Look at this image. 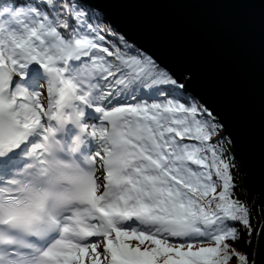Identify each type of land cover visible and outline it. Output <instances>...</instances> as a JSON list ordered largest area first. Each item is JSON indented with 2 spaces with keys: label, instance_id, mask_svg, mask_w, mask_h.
I'll return each mask as SVG.
<instances>
[{
  "label": "snow or ice",
  "instance_id": "snow-or-ice-1",
  "mask_svg": "<svg viewBox=\"0 0 264 264\" xmlns=\"http://www.w3.org/2000/svg\"><path fill=\"white\" fill-rule=\"evenodd\" d=\"M98 2L0 6V264H257L234 247L253 210L223 124L125 36L110 44ZM31 64L39 90L13 89ZM85 138L98 147L77 159Z\"/></svg>",
  "mask_w": 264,
  "mask_h": 264
},
{
  "label": "water",
  "instance_id": "water-1",
  "mask_svg": "<svg viewBox=\"0 0 264 264\" xmlns=\"http://www.w3.org/2000/svg\"><path fill=\"white\" fill-rule=\"evenodd\" d=\"M107 28L184 83L223 124L264 209V0H99ZM264 220L253 258L264 264Z\"/></svg>",
  "mask_w": 264,
  "mask_h": 264
},
{
  "label": "trees",
  "instance_id": "trees-1",
  "mask_svg": "<svg viewBox=\"0 0 264 264\" xmlns=\"http://www.w3.org/2000/svg\"><path fill=\"white\" fill-rule=\"evenodd\" d=\"M13 2L14 0H0V6L6 3H13ZM93 22L99 23L102 27H105L107 29L105 24L99 18L97 17L94 18ZM107 39L109 40L110 44L119 43L113 36H109L107 37ZM186 94L187 93L184 92L183 98L186 97ZM145 98H148V97H145ZM221 134L224 136V139L226 141L230 142L228 137L223 133V130ZM228 150H229V157L233 160V163H234L233 174L235 177V185H236L235 194L236 196L239 197L241 201L246 202L248 206L253 210L252 227L254 229V232L249 230L248 234L244 237V239L240 240L238 243H235L234 247L238 251H244L245 248H247L248 252L251 254V256H253L254 240L256 237V233L259 229V226L264 220V209L262 205L258 202L256 194H254L252 190L250 189V187L245 183V174L243 172V169L240 165L239 160L235 157L233 153V148H232L231 143L228 146ZM231 264H236V262L232 261Z\"/></svg>",
  "mask_w": 264,
  "mask_h": 264
},
{
  "label": "bare ground",
  "instance_id": "bare-ground-1",
  "mask_svg": "<svg viewBox=\"0 0 264 264\" xmlns=\"http://www.w3.org/2000/svg\"><path fill=\"white\" fill-rule=\"evenodd\" d=\"M38 69H39V67H38ZM24 73L27 74V70L25 71V69H24ZM36 77L37 78H40L41 80H37ZM45 79H46V77L44 76V74L43 73H40V71L38 72L36 69L31 74H27L26 75V81H29V82L32 81V82H34L33 87H38L41 83L44 82ZM95 118L96 117H94V116L87 117L86 118V121H87V123L92 124L93 121L95 120Z\"/></svg>",
  "mask_w": 264,
  "mask_h": 264
},
{
  "label": "rangeland",
  "instance_id": "rangeland-1",
  "mask_svg": "<svg viewBox=\"0 0 264 264\" xmlns=\"http://www.w3.org/2000/svg\"><path fill=\"white\" fill-rule=\"evenodd\" d=\"M33 65H35V64L28 65L27 68H25V71L27 70V72H28L30 70V67H32ZM37 71L38 72L40 71V73H43L44 74V70H42V69H38ZM26 75L27 74L24 73V69H23V70H21L20 75H18L17 77L18 78H22V77H25ZM44 76H45V74H44ZM37 80H41V79L40 78H37ZM14 88H15V85H14L13 89ZM38 90H39V86L36 89H34L33 91H38ZM42 99H44V102L47 103V100L44 97H42ZM100 123H101V117H100V114H98V116L95 118V120L93 121L92 124H86V123H84L83 125L91 126V125H98Z\"/></svg>",
  "mask_w": 264,
  "mask_h": 264
},
{
  "label": "clouds",
  "instance_id": "clouds-1",
  "mask_svg": "<svg viewBox=\"0 0 264 264\" xmlns=\"http://www.w3.org/2000/svg\"><path fill=\"white\" fill-rule=\"evenodd\" d=\"M75 142H76V137H73V139H72L73 146H75ZM77 150H79V149L77 148Z\"/></svg>",
  "mask_w": 264,
  "mask_h": 264
}]
</instances>
